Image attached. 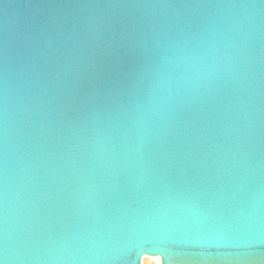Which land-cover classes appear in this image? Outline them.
<instances>
[{
  "label": "water",
  "instance_id": "obj_1",
  "mask_svg": "<svg viewBox=\"0 0 264 264\" xmlns=\"http://www.w3.org/2000/svg\"><path fill=\"white\" fill-rule=\"evenodd\" d=\"M264 264V0H0L3 264Z\"/></svg>",
  "mask_w": 264,
  "mask_h": 264
},
{
  "label": "snow or ice",
  "instance_id": "obj_2",
  "mask_svg": "<svg viewBox=\"0 0 264 264\" xmlns=\"http://www.w3.org/2000/svg\"><path fill=\"white\" fill-rule=\"evenodd\" d=\"M0 264H3V262L0 261ZM160 264H172V258L165 254L162 256Z\"/></svg>",
  "mask_w": 264,
  "mask_h": 264
},
{
  "label": "rangeland",
  "instance_id": "obj_3",
  "mask_svg": "<svg viewBox=\"0 0 264 264\" xmlns=\"http://www.w3.org/2000/svg\"><path fill=\"white\" fill-rule=\"evenodd\" d=\"M141 264H159L158 259L143 258Z\"/></svg>",
  "mask_w": 264,
  "mask_h": 264
}]
</instances>
